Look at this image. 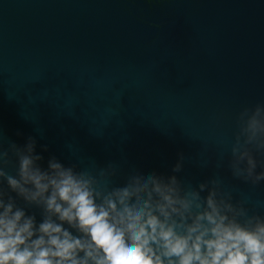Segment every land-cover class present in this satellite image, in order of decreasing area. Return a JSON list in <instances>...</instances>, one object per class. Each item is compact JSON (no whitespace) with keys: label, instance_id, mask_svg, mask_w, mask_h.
<instances>
[{"label":"water","instance_id":"1","mask_svg":"<svg viewBox=\"0 0 264 264\" xmlns=\"http://www.w3.org/2000/svg\"><path fill=\"white\" fill-rule=\"evenodd\" d=\"M261 102L264 0H0V150L33 138L44 166L113 184L183 155V183L219 179L264 215V182L229 166L236 118Z\"/></svg>","mask_w":264,"mask_h":264},{"label":"clouds","instance_id":"2","mask_svg":"<svg viewBox=\"0 0 264 264\" xmlns=\"http://www.w3.org/2000/svg\"><path fill=\"white\" fill-rule=\"evenodd\" d=\"M236 126L232 174L260 184L264 102L243 108ZM183 159L172 175L138 170L113 184L116 174L101 183L55 157L44 166L33 138L0 150V264H264V215L219 179L183 183Z\"/></svg>","mask_w":264,"mask_h":264}]
</instances>
